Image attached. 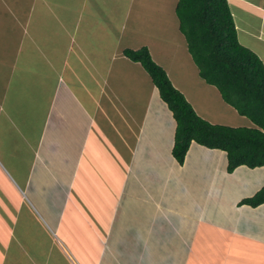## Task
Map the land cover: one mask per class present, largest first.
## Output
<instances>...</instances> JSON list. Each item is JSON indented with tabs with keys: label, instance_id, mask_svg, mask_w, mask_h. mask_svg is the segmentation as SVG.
Listing matches in <instances>:
<instances>
[{
	"label": "crops",
	"instance_id": "obj_1",
	"mask_svg": "<svg viewBox=\"0 0 264 264\" xmlns=\"http://www.w3.org/2000/svg\"><path fill=\"white\" fill-rule=\"evenodd\" d=\"M176 1L99 0L93 13L81 0H0V109L6 92V128L35 116L27 142L18 131L29 153L16 155L19 208L0 206V264H264V204L237 205L264 186V167L227 173L223 151L195 142L179 165L172 113L122 54L146 47L200 118L252 127L199 78ZM227 3L264 65V0Z\"/></svg>",
	"mask_w": 264,
	"mask_h": 264
},
{
	"label": "trees",
	"instance_id": "obj_2",
	"mask_svg": "<svg viewBox=\"0 0 264 264\" xmlns=\"http://www.w3.org/2000/svg\"><path fill=\"white\" fill-rule=\"evenodd\" d=\"M174 11L199 78L215 87L222 101L253 126L232 127L205 121L172 86L146 47L123 49V56L144 68L172 113L173 158L182 165L191 142H195L207 149L223 151L227 173L239 166L264 167V65L238 42L227 0H177ZM261 204L264 186L237 205L255 208Z\"/></svg>",
	"mask_w": 264,
	"mask_h": 264
},
{
	"label": "rangeland",
	"instance_id": "obj_3",
	"mask_svg": "<svg viewBox=\"0 0 264 264\" xmlns=\"http://www.w3.org/2000/svg\"><path fill=\"white\" fill-rule=\"evenodd\" d=\"M64 1L66 2V0H64ZM69 1H70V3H67V4H69L70 7H72V8L77 4L76 3L77 0H75V1L69 0ZM82 1L83 0H81V3L78 5L76 10H79L82 6L87 5L88 9L91 12L94 13L95 11L96 12L99 11V9H100L99 0H87V2L83 3V4H82ZM52 2H55V0H52ZM56 2H57V0H56ZM166 17H167V15L165 14L164 19H166ZM164 22H165V20L163 21V24H164ZM1 35H2V33L0 32V36ZM160 47L162 48V46H160ZM3 77H5V76L3 75ZM218 106H220V104ZM218 106H217V109L220 110V108ZM2 109H3V111H2ZM2 109H0V206L2 204H4L6 207V204H11V206L14 207V205L16 204L15 207H18L19 206L18 194L20 196H22V194H21L20 188L17 185H20L21 187H23V186L21 183L22 174L19 173V166L17 167V165H16V163H17L16 155L19 154V152H23L26 159L29 156L28 150L26 151V149L24 147L25 144H24L23 138L27 142V138L31 137L34 126L29 125V124L33 123L35 116H34V114H30V113H28L27 115L25 113L23 115L20 113H15V114H13V116H15L17 114L21 115L17 119L14 118L15 120H13V121L15 122L16 125H11L10 128H6V92H5L4 96L2 97ZM213 116H215L216 119H218V118L222 119V117L217 112L215 114H213ZM205 121H207V120H205ZM232 121L233 122H229V124H220V125H227V126H232V127H246V126H242V125L233 126L234 122H236L237 120L233 119ZM18 131L21 133L23 138L20 136ZM220 165L221 166L218 167L220 169V172H221V170L224 171L225 166L222 163ZM14 171H16V173ZM187 183H188L189 189L191 191H193V189H194L193 182H187ZM261 184L264 185V181L261 182ZM43 194H44V196H47V192L45 191V189L43 190ZM208 194H209L208 198L211 201L213 200V203H212L213 210L218 208V212H221V209L218 206L220 204H223L224 199L222 198V196L220 195L218 197L216 195V193H214V192L212 193L211 191ZM114 195H115V192L113 190H110L108 195H107V197H108L107 202H112ZM191 200H193V199H191ZM210 203L211 202H209V204ZM24 213H25V211H24ZM12 214L13 213H11L10 209H9V211H7V213L5 211L4 212V222H6L7 219L10 220L12 218ZM208 214H209V212H208ZM101 217L102 218L106 217L105 219L108 220L110 217L109 210L105 211ZM10 221H12V219ZM0 227H2V223H0ZM165 248H167V247H165ZM97 251H98L97 248L91 247V253L90 254L88 253V255H87L88 260L90 262L92 261V263H93L94 260H92V259L94 258V256H96ZM40 252H42L44 254L46 253V249L43 245H41L39 247L38 253H40ZM60 260H62V258H60ZM63 261H65V260L63 259ZM68 262L70 264H72L69 259H68ZM65 263L69 264L66 261H65ZM65 263H62V264H65Z\"/></svg>",
	"mask_w": 264,
	"mask_h": 264
},
{
	"label": "bare ground",
	"instance_id": "obj_4",
	"mask_svg": "<svg viewBox=\"0 0 264 264\" xmlns=\"http://www.w3.org/2000/svg\"><path fill=\"white\" fill-rule=\"evenodd\" d=\"M259 179H261V178H259ZM262 180V179H261ZM251 190V189H250Z\"/></svg>",
	"mask_w": 264,
	"mask_h": 264
}]
</instances>
